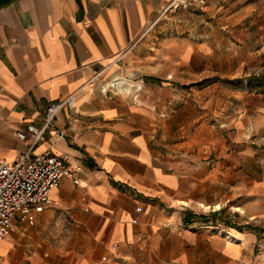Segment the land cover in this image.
<instances>
[{
    "label": "crops",
    "instance_id": "obj_1",
    "mask_svg": "<svg viewBox=\"0 0 264 264\" xmlns=\"http://www.w3.org/2000/svg\"><path fill=\"white\" fill-rule=\"evenodd\" d=\"M189 1L0 5V158L50 150L80 167L0 238V264H264V84L201 85L219 45L206 20L233 34L256 6ZM186 10L205 26L172 24ZM70 94L44 140L15 136Z\"/></svg>",
    "mask_w": 264,
    "mask_h": 264
},
{
    "label": "built area",
    "instance_id": "obj_2",
    "mask_svg": "<svg viewBox=\"0 0 264 264\" xmlns=\"http://www.w3.org/2000/svg\"><path fill=\"white\" fill-rule=\"evenodd\" d=\"M176 1L177 6L191 5L189 0ZM194 1L204 3V0ZM63 106L74 108L72 94L50 102L40 126L27 123L23 129L15 130V136L22 140H30L31 146L44 140L45 130L56 112ZM65 161V155H56L50 150L32 155L30 149L19 152L12 161L0 158V238L14 231L16 222L23 223L26 228L33 226L38 214L50 202V189L58 186L63 177H71L78 183L76 174L80 167L69 166ZM141 209V206L135 208L136 212H140ZM136 220L135 217L133 222ZM106 259V256L100 258L102 261Z\"/></svg>",
    "mask_w": 264,
    "mask_h": 264
},
{
    "label": "rangeland",
    "instance_id": "obj_3",
    "mask_svg": "<svg viewBox=\"0 0 264 264\" xmlns=\"http://www.w3.org/2000/svg\"><path fill=\"white\" fill-rule=\"evenodd\" d=\"M250 3L254 4L256 9L240 23L234 24L233 34L227 30L231 24L227 22L226 17L215 16L206 20L215 28L219 45L218 49L214 50L213 57L203 59V76L207 77H203L201 85L214 82L226 88L243 84L252 88L262 81L256 80V77L264 79V34L257 29L255 20L260 13H264V0H251ZM171 7L177 5L172 4ZM197 15V12L186 10L173 18L172 24L204 27L205 21H201ZM164 19L167 20V17ZM184 28L182 26L179 32ZM173 31L177 34L176 29Z\"/></svg>",
    "mask_w": 264,
    "mask_h": 264
},
{
    "label": "water",
    "instance_id": "obj_4",
    "mask_svg": "<svg viewBox=\"0 0 264 264\" xmlns=\"http://www.w3.org/2000/svg\"><path fill=\"white\" fill-rule=\"evenodd\" d=\"M8 1H9V0H0V5L6 3V2H8Z\"/></svg>",
    "mask_w": 264,
    "mask_h": 264
},
{
    "label": "trees",
    "instance_id": "obj_5",
    "mask_svg": "<svg viewBox=\"0 0 264 264\" xmlns=\"http://www.w3.org/2000/svg\"><path fill=\"white\" fill-rule=\"evenodd\" d=\"M256 80H262L261 83L264 84V79H259V77L255 78Z\"/></svg>",
    "mask_w": 264,
    "mask_h": 264
},
{
    "label": "bare ground",
    "instance_id": "obj_6",
    "mask_svg": "<svg viewBox=\"0 0 264 264\" xmlns=\"http://www.w3.org/2000/svg\"><path fill=\"white\" fill-rule=\"evenodd\" d=\"M224 235L228 236L227 232L223 231ZM230 239V238H229Z\"/></svg>",
    "mask_w": 264,
    "mask_h": 264
}]
</instances>
